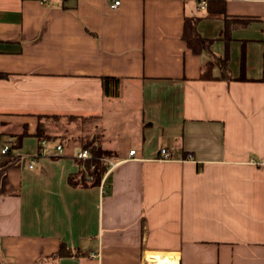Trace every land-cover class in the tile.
Listing matches in <instances>:
<instances>
[{
  "label": "crops",
  "instance_id": "crops-1",
  "mask_svg": "<svg viewBox=\"0 0 264 264\" xmlns=\"http://www.w3.org/2000/svg\"><path fill=\"white\" fill-rule=\"evenodd\" d=\"M200 1L0 0V264H264V0Z\"/></svg>",
  "mask_w": 264,
  "mask_h": 264
},
{
  "label": "trees",
  "instance_id": "trees-1",
  "mask_svg": "<svg viewBox=\"0 0 264 264\" xmlns=\"http://www.w3.org/2000/svg\"><path fill=\"white\" fill-rule=\"evenodd\" d=\"M217 11L212 12L211 14H223L225 11V2L219 1L217 4ZM193 33L191 39H189V43H205V40L202 39L197 31L195 30V27L193 28ZM196 41V42H195ZM195 46V45H194ZM213 66V62H209L206 67V71L208 73H211V69ZM205 77V75H204ZM214 78V77H213ZM118 81L117 78L114 77H103L102 83L104 87V92L107 93L110 89V86L112 83ZM40 131L42 132V127L40 128ZM41 134H38L40 136ZM85 141V140H84ZM83 149L88 150L90 152V157L85 160H80L82 167L84 169L81 171V178L78 180V176H73L70 178V183L72 185H82V186H98L101 184L104 176L108 172L109 165L108 163H105V160L111 158L113 156V153L107 149H105L100 143L98 138H92L86 140L83 144ZM92 166L95 168L92 169ZM87 172V174H86ZM87 177V178H86ZM92 177V180H89V178ZM77 180V181H76ZM73 254L72 251L67 249L65 245H61L60 250V256H71Z\"/></svg>",
  "mask_w": 264,
  "mask_h": 264
},
{
  "label": "built area",
  "instance_id": "built-area-1",
  "mask_svg": "<svg viewBox=\"0 0 264 264\" xmlns=\"http://www.w3.org/2000/svg\"><path fill=\"white\" fill-rule=\"evenodd\" d=\"M44 1V0H42ZM121 4V0H114V3L112 5V8H116L118 7L119 5ZM209 6V2L207 0H201L198 4V10L200 11H205L207 10ZM62 146H58V151L59 152H62ZM11 151V144H8V145H5L4 147L0 148V158L3 157V156H6L7 154H9V152ZM136 153V150H132L130 152V156H133L135 155ZM161 154H162V158L164 160H171L173 159L172 155L170 154V151L167 149V148H163L161 150ZM90 157V152L88 150H82L79 154H78V159L79 160H85L87 158ZM105 163H108L107 160H105ZM35 164V161H32L31 164H30V167H33ZM110 167L111 169L114 167V165L110 164ZM95 167L92 166V169H94ZM89 180H92V177L89 178ZM144 264H153L151 263L146 257H145V260H144Z\"/></svg>",
  "mask_w": 264,
  "mask_h": 264
},
{
  "label": "bare ground",
  "instance_id": "bare-ground-1",
  "mask_svg": "<svg viewBox=\"0 0 264 264\" xmlns=\"http://www.w3.org/2000/svg\"><path fill=\"white\" fill-rule=\"evenodd\" d=\"M151 263L153 264H180L179 260H178V263L177 262H172V261H168V260H159V259H154V260H149Z\"/></svg>",
  "mask_w": 264,
  "mask_h": 264
}]
</instances>
